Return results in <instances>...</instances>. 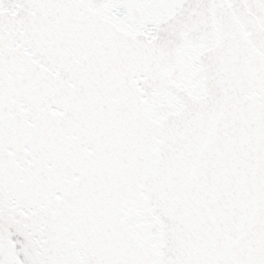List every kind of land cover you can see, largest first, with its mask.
Listing matches in <instances>:
<instances>
[{
  "label": "snow or ice",
  "instance_id": "obj_1",
  "mask_svg": "<svg viewBox=\"0 0 264 264\" xmlns=\"http://www.w3.org/2000/svg\"><path fill=\"white\" fill-rule=\"evenodd\" d=\"M0 264H264V0H0Z\"/></svg>",
  "mask_w": 264,
  "mask_h": 264
}]
</instances>
